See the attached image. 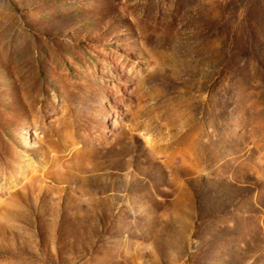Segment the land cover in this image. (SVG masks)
Instances as JSON below:
<instances>
[{
    "label": "rangeland",
    "instance_id": "374dc122",
    "mask_svg": "<svg viewBox=\"0 0 264 264\" xmlns=\"http://www.w3.org/2000/svg\"><path fill=\"white\" fill-rule=\"evenodd\" d=\"M0 264H264V0H0Z\"/></svg>",
    "mask_w": 264,
    "mask_h": 264
}]
</instances>
